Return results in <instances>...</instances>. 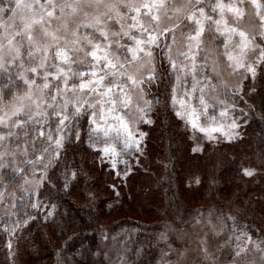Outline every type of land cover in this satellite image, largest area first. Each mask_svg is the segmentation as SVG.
Segmentation results:
<instances>
[{"label": "rangeland", "instance_id": "374dc122", "mask_svg": "<svg viewBox=\"0 0 264 264\" xmlns=\"http://www.w3.org/2000/svg\"><path fill=\"white\" fill-rule=\"evenodd\" d=\"M22 2L33 3V0H22ZM58 2L74 4L75 0H58ZM126 2L140 6L144 3H152L153 0H126ZM258 2L262 5L260 9L254 7L251 0H246V3L240 5L245 15L239 23V28L245 31L252 41L246 57V63L249 64L256 62L259 59L261 50H264V36L259 35V33L264 32V28L260 26V15H264V0H258ZM15 3L16 0H12V8H14ZM192 3L196 4V0H192ZM217 3H223L226 6L223 13L219 9L213 10ZM237 3L238 0H200L198 6L204 8L206 16L211 17V20L203 21L205 32L201 37L202 43L199 50L196 49L195 42H192V53L196 54L197 71L195 73L190 71L192 61L186 59L183 55V53L189 51L187 36L195 34L194 29L197 26L194 23L185 21L180 29L176 30L174 36L172 33L160 35L159 47L153 48L155 75L159 65L165 64V67L168 66L169 71L174 76V86L171 92L172 112L182 130L188 134L191 153L200 156L194 160H186L188 168L185 169L188 173L186 178L193 176L194 171V179L196 178L195 180L198 183L193 184L192 179L189 178V180H186V190L182 189L181 180L178 183L180 190L178 188L177 195L182 198V202L186 206H183V203L172 206L171 200L175 192L166 189L165 186L169 182L162 179L168 161L154 154L152 146L148 147L150 134L155 126L153 106L156 100L152 92L156 85V79L151 83H145L142 93L136 89L132 90L130 92V105L125 106L119 103L118 98L116 110L111 112L109 111L110 105L101 107L97 103L99 97H82V99H87L89 103L95 105L97 123H92L93 109L84 111L76 119L87 120L88 149L97 155L99 164L108 168L113 173L114 179H117V183L111 186V189L115 191V196L120 197L114 205L117 208H122L123 212L130 218L128 224L122 222L116 230L108 228L112 224L110 218L108 221L105 220L103 226L106 228L102 231L103 234L98 240L97 250L93 256L94 263L264 264V244H260V241L264 240V214L261 205H255L256 207L249 209L250 196L244 197V192L249 191L247 183L234 180L233 177L230 178L224 174L223 184L220 185L219 190L213 191L215 174L212 172L214 168L210 167L211 164H209L210 161H216V158H223L226 152L229 151L228 148L224 147V150L216 153L210 148L238 143L241 138V131L245 127L242 118L245 117L246 109L240 104L243 99V89L253 78L244 69L233 71L229 67V61L225 55V44L228 45L227 51L233 55L239 50L237 45L240 42V37L230 32V29L236 27V24L232 14L227 11V6L236 5ZM177 7H181L182 12L187 11L185 0H167V8L159 10L161 28H171L173 26L168 17L175 19L177 16L175 9ZM16 11L18 14L23 15H39L38 7L35 9V13L30 12L28 9ZM152 11L154 15L157 14L155 8ZM124 12L126 26L134 23V21L127 18L129 16L139 15L145 21L148 19L144 15L147 9L142 7L139 14L128 12L127 9ZM258 12L260 15H257ZM11 15L12 13L3 20L7 22ZM56 15L60 16L58 10ZM64 18L79 22L83 17H72L71 8L66 7ZM197 18L203 19L199 16V13H197ZM216 20L228 21L227 27L223 23L220 26L223 34L215 30L216 26L213 21ZM57 24L58 21H54L53 27ZM73 27H75V24ZM132 31L135 32V29ZM79 34L81 37L89 35L91 38L92 30L81 29ZM4 35H7V33L0 31V38ZM136 35L139 36V33H136ZM3 42L6 43V40ZM120 43L131 44V41L124 37L121 38ZM169 48L171 49L170 52ZM86 50L90 51L91 49L88 47ZM121 53H123V49H121ZM169 55L176 62L178 69H184L187 66L188 71L178 70L174 72L169 62ZM205 56H208L207 64ZM75 59L76 63L72 64L73 72L79 74L80 72L90 71V56L86 57L84 52H80L75 54ZM213 66L218 74L215 79H212ZM260 66L261 64H256V69L258 70ZM20 71L21 69L18 67H11L8 72L0 70V90L7 93L11 88L15 92L17 85L22 87L21 82L16 78L17 73ZM9 76H11V80ZM193 76H195V81L201 82L198 88L203 86L206 76L213 85V87H205L203 91V97L207 105L206 109L199 102L201 92L199 90L192 92L195 83ZM178 77L180 78L179 83L177 81ZM72 83H80L78 76L73 78ZM61 87H63L62 84ZM125 91L129 90L125 89ZM55 93L56 89L53 87L49 95H55ZM68 95L73 99L79 97V93L69 92ZM4 99L5 102L11 100V95H5ZM145 101L151 105L146 109L147 115L145 117L152 121L150 124H145L140 120L143 113L139 109L145 107ZM193 110H195V115L198 117L197 129H193L191 124L187 122L191 118L190 113ZM46 111L51 113L52 110L46 109ZM177 112H184L185 119L178 117ZM115 117H122L134 134L138 135L143 132L147 135L140 145L141 151L137 152L134 148L124 151L118 157V160L127 161V164L118 163L117 169L113 170L108 159L104 157L102 149L109 144H115L118 152L123 149V132L121 131V136L117 139L116 130L120 128V125ZM47 120V128L55 132L57 124L55 115H49ZM72 122L73 120L68 122V127L65 130L67 135L65 136L64 147L59 150V159L53 160L52 166L48 168L47 177L49 172L59 168L60 163L62 164L66 139L74 127ZM233 122L237 125L235 129L231 128ZM39 126L38 124H30L20 130L12 127L10 130L13 135L0 143V156L3 157L0 160V165H2L0 167V224L11 222L19 199L17 194L20 193L23 198L32 196L36 198L42 188L43 181L38 178L44 174V169L43 165L35 160V157L40 153L33 154L30 148L27 153L23 151L25 134L29 132L35 134V130ZM201 127L209 131L201 132L199 131ZM97 128H99V131H94ZM212 128H219L222 131L211 132L210 129ZM105 129L109 130L107 137L105 136ZM8 132L9 128L0 127V135L7 136ZM228 132L234 133V138L229 139L225 135ZM209 136L214 138L209 139ZM154 147L156 146L154 145ZM197 148L198 151H193ZM52 155L53 148H49L45 154V164L48 163ZM29 160L34 161V163H26ZM17 166L23 169V178L18 173ZM177 167L176 170L173 167L172 172L170 171L172 176H174V171H178ZM244 169L253 170V176L257 173L254 167L249 166L247 168V166H244L240 176L248 179L253 176H245ZM125 170L128 172L127 175H125ZM116 172H119V175H116ZM15 178V183L12 185L11 182ZM26 180L28 181L27 184L25 183ZM199 181H201V185L198 187ZM121 184L128 187V198L125 201L119 189ZM104 201L103 205L108 202L107 199ZM113 216L119 218L124 215L116 212L112 213L110 217ZM245 233L251 237V243L246 244L247 237L243 235ZM236 237H240V239L237 240ZM257 244H260L259 248L256 247ZM245 246L247 250L237 256L236 253ZM66 264H68L67 261ZM69 264L71 263L69 262Z\"/></svg>", "mask_w": 264, "mask_h": 264}, {"label": "snow or ice", "instance_id": "6c2138e0", "mask_svg": "<svg viewBox=\"0 0 264 264\" xmlns=\"http://www.w3.org/2000/svg\"><path fill=\"white\" fill-rule=\"evenodd\" d=\"M199 2L200 0H196V4H193L192 0H185L187 11L183 12L181 7H177L175 9L177 13L175 19L168 17L173 24L171 28L160 27L161 17L158 14L160 9L167 8V0H153L152 3H144L140 6L126 2V0H75L74 4L58 2V0H43V2L33 0V3H23L22 0H16L14 8L5 9L0 7V13L4 15L9 12L12 13L7 22L0 17V31L7 33V35L0 38V70L8 72L11 67H18L21 71L17 73L16 78L22 84V87L16 86L15 92L11 88L7 93L0 90V127L9 128L7 136L0 135V143L13 135L10 130L12 127L20 130L30 124L40 125L35 130V134L31 132L25 134L23 151L27 153L30 148L33 154L40 153L35 157V160L43 165L44 174L38 179L40 181L47 179L48 168L52 166L53 160L59 159V150L64 147L65 136L67 135L65 130L68 127V122L79 117L84 111L93 109L92 123H97L95 105L89 103L87 99H82V97H99L97 103L101 107L110 105V112L116 110L118 98L119 103L125 106L130 105V92L136 89L142 93L144 91L143 85L156 79L153 48L159 47L160 35L172 33L174 36L176 30L180 29L185 21L194 23L197 26L194 29L195 34L187 36L189 51L183 53L186 59L192 61L190 71L192 73L197 71L196 54L192 53V42H195V47L199 50L202 43L201 37L205 32L203 21L211 20V17L206 16L204 8L198 6ZM251 2L257 9L262 7L258 0H251ZM2 3L3 0H0V4ZM244 3H246V0H238L236 5L227 6V11L232 14L236 24V27H232L230 32L238 35L240 42L237 45L239 50L235 55L227 51L228 45L225 44V55L229 61V67L233 71L244 69L255 79L257 75L256 64L264 65V50H261L259 59L256 62L246 63L247 52L252 45V41L249 39L248 34L239 28V23L245 15L240 5ZM37 7L39 8L38 16L35 14H18L16 11L28 9L30 12L35 13ZM66 7L71 8L72 17L82 16L83 18L79 22L73 19H65ZM141 7L147 9L144 15L148 19L145 21L139 15L129 16L127 18L134 21V23L126 26L124 10L127 9L128 12L139 14ZM225 7L223 3H217L213 10L219 9L223 13ZM154 8L157 10L155 15L152 11ZM57 10L60 16L56 15ZM197 13L203 19H198ZM257 15H260V13L258 12ZM54 21H58L55 27H53ZM213 23L216 26L215 30L221 34H223L221 24L223 23L225 27L228 26L227 20H216ZM74 24L75 27H73ZM260 26L264 28V15H260ZM81 29H91V38L89 35L81 37L79 34ZM133 29H135V32L132 31ZM136 33H139V36ZM259 35L264 36V32L259 33ZM124 37H127L131 44L120 43L121 38ZM5 40L6 43L3 42ZM88 47H90V51L86 50ZM121 49H123V53H121ZM80 52H84L86 57H91L89 61L90 71L77 74L72 71V64L76 63L75 54ZM169 62L174 72L178 70L188 71L187 66L184 69H178L171 55H169ZM205 62L207 64L208 56H205ZM212 73V79H215L218 74L214 66ZM77 76L80 83H72L73 78ZM9 79L11 80V76H9ZM179 79L178 77V83ZM193 79L195 81V76H193ZM200 83L195 81L192 92L194 93L197 90L201 92L199 102L206 109L207 105L203 97V91L205 87H213V85L207 76L203 86L198 88ZM61 84L63 87H61ZM53 87H55L56 93L50 96L49 93H51ZM125 89L129 91H125ZM69 92L79 93V97L73 99L68 95ZM5 95H11V100L5 102ZM149 107L151 105L145 101V107L139 109L143 113L140 120L145 124L152 123L150 119L145 118L147 115L146 109ZM46 109H51V113ZM49 115H55L56 117L55 132L47 128ZM176 115L181 119H185L184 112H177ZM190 116L191 118L187 122L191 124L193 129H197L198 117L195 115V110L190 113ZM115 119L120 125V128L116 130L117 139L120 138L121 131L123 132V149L118 152L115 144H109L102 149L104 157L108 159L113 170L117 169L118 163L127 164V161L118 160V157L124 151L133 148L137 152L141 151L140 145L147 135L143 132L138 135L134 134L122 117H115ZM236 127V123L233 122L231 128L235 129ZM94 131H99V128L94 129ZM108 131V129H105L106 137ZM199 131L207 132L209 130L201 127ZM210 131L217 132L222 131V129L212 128ZM225 135L229 139L234 138L232 132L225 133ZM75 138L79 140V133H75ZM213 138L209 136V139ZM29 141L31 143H28ZM49 148H53V155L45 164V154ZM198 150V148L193 149V151ZM2 158L0 156V160ZM26 163L33 164L34 161L29 160ZM17 171L23 178V169L17 166ZM127 174L128 172L125 170V175ZM116 175H119V172H116ZM244 175L251 177L254 172L251 169H244ZM76 178V173H72L71 177H66L65 187H68L71 181ZM25 183L27 184L28 181L26 180ZM33 207H39V205H33ZM51 215L52 212H49L48 216ZM23 223L26 224L27 221ZM22 226L23 224L20 222L15 225L16 228ZM243 235L247 237L246 244L252 242L250 236H247L246 233ZM236 239L239 240L240 237H236ZM260 244H264V240L260 241ZM260 244H257L256 247L259 248ZM246 250V246L240 248L236 255L240 256Z\"/></svg>", "mask_w": 264, "mask_h": 264}, {"label": "trees", "instance_id": "16d2710c", "mask_svg": "<svg viewBox=\"0 0 264 264\" xmlns=\"http://www.w3.org/2000/svg\"><path fill=\"white\" fill-rule=\"evenodd\" d=\"M0 7L12 8V0H3ZM10 14L0 13V17L3 19ZM173 86L174 76L168 66L159 65L152 92L156 100L153 106L155 126L148 147L152 146L154 154L168 161L162 179L169 182L165 188L175 192L171 200L174 207L183 203L177 195L180 180L184 190L189 178L193 184L198 183L194 179V171L193 176L186 178V160L200 156L191 153L188 134L174 118L171 106ZM240 106L246 110L242 118L245 127L238 143L210 148L216 153L224 147L229 150L223 158L209 162L215 174L212 190L223 184V174L243 181L249 187V191L244 192V197L250 196L248 208L261 205L264 214V65L257 70L256 78L244 87ZM72 123L74 127L66 139L60 167L49 172L36 198H23L20 193L17 194L19 199L11 222L0 224V264H66V261L68 264H96L93 256L106 228L103 226L105 220L111 219L112 224L108 228L112 230H116L122 222L129 223L130 218L124 210L114 205L120 198L111 189L117 179L108 168L99 164L97 155L88 149L87 120L76 119ZM75 133H79V140L75 138ZM244 166L254 167L256 175L249 179L240 176ZM173 167L174 170L178 168L174 176L171 173ZM73 171L77 178L65 187V179L71 177ZM199 182L198 187L201 185ZM119 189L124 201L127 200L128 187L121 184ZM105 199L108 202L103 205ZM49 212H52L51 216H48ZM116 212L124 216L110 217ZM24 221L27 223L24 224ZM17 222L23 226L16 228Z\"/></svg>", "mask_w": 264, "mask_h": 264}]
</instances>
